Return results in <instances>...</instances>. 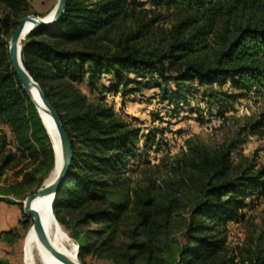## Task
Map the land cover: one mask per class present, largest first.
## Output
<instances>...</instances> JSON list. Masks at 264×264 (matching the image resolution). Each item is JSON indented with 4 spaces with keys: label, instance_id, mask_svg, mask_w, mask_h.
Instances as JSON below:
<instances>
[{
    "label": "rangeland",
    "instance_id": "obj_1",
    "mask_svg": "<svg viewBox=\"0 0 264 264\" xmlns=\"http://www.w3.org/2000/svg\"><path fill=\"white\" fill-rule=\"evenodd\" d=\"M56 1L14 0L16 6H10L0 0V17L8 15L19 20L29 13L47 16ZM189 12L183 5L153 0L129 4L95 33L81 40L63 41L61 45L109 51L129 48L141 54H159L168 51L175 25ZM254 13L257 18L263 17L259 11ZM248 15L247 10H238L228 17L219 14L212 30L205 35L206 45L172 63L165 58L166 73L175 74L190 63L214 64L222 47V34L227 31L231 35L234 22L244 23ZM128 75L132 79L128 86L133 89L127 93L121 92V86L113 92L91 89L85 82L74 83L86 95V102L111 106L114 118L127 122V126L138 127L136 156L125 171L109 176L112 185L106 198L79 208L60 209L63 226L55 220L62 231L60 244L77 252L76 239L71 236L90 243V252L79 256L82 264H172L185 242L191 210L202 198L205 185L209 181L227 180L245 168L254 171L264 166V128L250 132L244 127L246 122L264 113V92L256 95L251 90L249 95L231 97L227 94L236 89L229 80L222 85L214 83L213 88L222 98L221 104H217L214 97L196 89V79H193L189 93L176 110L172 103L161 98L156 82L162 83V79L156 73L138 76L129 72ZM108 78L104 75L102 81L108 83ZM52 82L60 93L68 92L61 79ZM61 100L70 99L61 97ZM22 112L23 109L0 113V201L17 204L22 210L18 226L11 228L14 232L0 231V261L46 264L31 248L32 219L24 214L22 201L55 173L60 144L45 123L57 149V160L47 174L43 157L24 147L26 138H31V129L30 123L21 117ZM223 152H228L227 169L220 175L216 161ZM203 156L209 159L206 165L202 163ZM147 196L153 198L152 204L143 207L141 199ZM119 201H126L128 207L118 222L106 225L84 220L87 211ZM143 208L152 210L159 218L164 215L167 220L157 234L158 246L150 255L134 254L135 250L130 247L143 237L136 234L140 231L137 225ZM242 211L241 220L226 225L224 247L198 264H256L264 254V195ZM22 219H26L25 227L20 224Z\"/></svg>",
    "mask_w": 264,
    "mask_h": 264
},
{
    "label": "trees",
    "instance_id": "obj_2",
    "mask_svg": "<svg viewBox=\"0 0 264 264\" xmlns=\"http://www.w3.org/2000/svg\"><path fill=\"white\" fill-rule=\"evenodd\" d=\"M5 1L16 6L14 0ZM144 1L66 0L62 16L56 22L31 29L22 40V61L57 110L72 143L69 171L52 205L62 226L60 209L79 208L106 198L112 185L109 176L127 169L136 156L138 139V127L127 126V122L114 118L111 106L86 102V95L74 83L85 82L91 89L113 92L121 86V92L127 93L133 89L128 86L132 81L129 72L138 76L156 73L162 79V83L156 82L161 98L172 103L176 110L189 93L193 79H196V89L214 97L217 104H221L222 98L213 88L214 83L222 85L229 80L236 89L227 94L231 97L249 95L251 90L256 95L264 92V0H153L190 9L175 25L168 51L159 54H141L129 48L109 51L61 45L63 41L90 36L111 23L129 4ZM238 10H247L249 15L244 23L234 22L231 35L227 31L222 34V47L214 64L190 63L175 74L166 73L165 58L172 63L200 45L205 46V35L212 30L216 17L222 13L228 17ZM257 11L263 17L257 18L254 15ZM18 22L8 15L0 17V113L23 109L21 117L30 123L31 129V138H26L24 147L43 157L47 173L54 163L53 146L36 104L19 80L9 56V38ZM191 25L193 28L184 36ZM104 75H108V83L102 81ZM56 78L61 79L68 92L60 93L52 82ZM61 97L70 100H61ZM244 127L250 132L264 128V113L246 122ZM227 156L228 152H223L217 157L220 175L227 169ZM202 159L203 165L209 163L208 157ZM262 195L264 166L254 171L245 168L227 180L209 181L202 190V198L193 205L184 232L185 242L172 264H198L216 255L225 245L226 225L241 220L242 210ZM141 200L143 207H149L153 198L147 196ZM127 207L126 201L114 202L106 208L87 211L84 220L106 225L116 223ZM140 215L137 225L140 231L136 234L143 237L130 247L135 250L134 254L150 255L158 246L157 234L167 220L150 209L143 208ZM20 224L25 227L26 219ZM12 232L14 230L9 229L3 233ZM71 237L79 245L78 257L90 252V243ZM0 263L7 264L6 261ZM256 264H264V254L258 257Z\"/></svg>",
    "mask_w": 264,
    "mask_h": 264
},
{
    "label": "water",
    "instance_id": "obj_3",
    "mask_svg": "<svg viewBox=\"0 0 264 264\" xmlns=\"http://www.w3.org/2000/svg\"><path fill=\"white\" fill-rule=\"evenodd\" d=\"M65 5H66V0H57L50 15L46 16V15L29 13L22 16L19 19L18 25L16 26V28L14 29V31L12 32L9 38V56L14 71L18 75L19 80L21 81L23 87L26 89L28 94L35 102L38 111H39V106L41 105L50 113L54 123V127L58 134L59 144H60V154H61L60 166L56 176L54 177V180L49 183H43L35 192L26 196V198L22 201L23 212L25 215L31 217L32 219L31 226L35 231L37 238L44 246H46L52 252V254L55 257H57L66 264H82V262L79 260L78 257L79 245L77 244V252L75 254V257H69L63 251L58 249L49 239L42 224L41 217L37 209L33 205L36 199L49 196L50 211L54 219L56 220L52 206L53 200L55 198V195L59 187L64 182L65 177L69 171V167L73 157V150H72L71 140L57 110L46 98V95L44 93L41 84L27 70L21 57L22 40L25 34L35 27L50 25L56 22L62 16ZM32 87H35L37 89L38 97L32 94L31 92ZM40 116L47 130V133L50 136L48 127L46 126L41 114ZM52 146L54 150V162H56L57 149L53 142H52Z\"/></svg>",
    "mask_w": 264,
    "mask_h": 264
},
{
    "label": "bare ground",
    "instance_id": "obj_4",
    "mask_svg": "<svg viewBox=\"0 0 264 264\" xmlns=\"http://www.w3.org/2000/svg\"><path fill=\"white\" fill-rule=\"evenodd\" d=\"M51 11H50L49 15L51 14ZM26 34H25V36H26ZM25 36H24V38H25ZM31 90H32L31 91L32 94L34 96L38 97L37 89L35 87H32ZM39 111H40V114L42 115L44 122L49 127L50 131L59 140L58 134H57V131L54 127V123H53V120H52L50 113L41 105L39 106ZM60 162H61V154H60V149H59L58 167H57L55 173L52 176H50L49 178H47L44 183H49V182L54 180V177L56 176V174L58 172ZM33 205L37 209V211L41 217L42 224H43L44 229H45L49 239L51 240V242L58 249L63 251L67 256L75 257L76 249L70 250L65 245H62V244H60V242H58V240L61 238L60 236L62 235V231L59 228L58 224L56 223L53 215L51 214L50 205H49V196L36 199V201L34 202ZM61 241H62V239H61ZM31 248H34L36 250V252L41 256V258L43 259V261L46 264H66L63 261H61L60 259H58L57 257H55L52 254V252L40 242V240L37 238L34 230H32V234H31Z\"/></svg>",
    "mask_w": 264,
    "mask_h": 264
},
{
    "label": "crops",
    "instance_id": "obj_5",
    "mask_svg": "<svg viewBox=\"0 0 264 264\" xmlns=\"http://www.w3.org/2000/svg\"><path fill=\"white\" fill-rule=\"evenodd\" d=\"M21 214L19 205L0 201V231L17 227Z\"/></svg>",
    "mask_w": 264,
    "mask_h": 264
}]
</instances>
